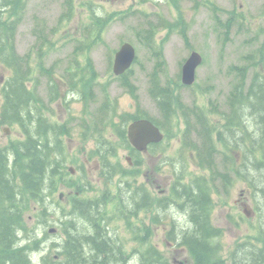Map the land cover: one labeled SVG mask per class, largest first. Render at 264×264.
I'll return each mask as SVG.
<instances>
[{"label":"rangeland","instance_id":"rangeland-1","mask_svg":"<svg viewBox=\"0 0 264 264\" xmlns=\"http://www.w3.org/2000/svg\"><path fill=\"white\" fill-rule=\"evenodd\" d=\"M71 2L73 14L62 19L68 10L67 0H27L15 42L17 52L24 58L29 57L32 66L29 87L40 95L48 120L72 126L73 135L63 136L61 143L66 158L60 168L64 180L67 183L83 184L87 189L81 193L75 189L77 186L71 188L61 184L57 191L49 194V200L45 204V207H48V214L42 216L44 208L34 205L31 211L25 213L27 231L38 241V248L31 251L35 263L46 255L59 260L57 255L66 238L62 229L69 218L68 212L74 199L99 197L108 191L112 198L106 207L108 212L114 213L117 208L119 199L116 192L119 186L124 188V184H120L119 176L115 177L113 184L110 185L101 177L98 155L95 153L100 149V143L97 140L98 134L93 132V121L96 120L97 107L107 94L110 102L117 103L118 113L136 111L135 97L115 80L113 73L115 54L123 43H130L136 49L137 59L132 67V81L137 87L140 110L160 123L163 121L161 112L149 94L151 74L157 69L158 63L162 62L160 74L162 84L171 86L186 105L197 104L207 108L213 103L216 106V113L209 115V119L214 123L220 121L219 112L226 113L229 110L228 96L239 76L238 71L231 69L244 68L248 82L251 81L253 73L264 72V55L263 58L261 55V52L264 53V0H71ZM98 18L104 19L106 23ZM95 23L98 24L97 27L102 28L100 39L96 37L95 28H87ZM147 31H150V36L151 33L153 35L149 46L142 39ZM87 37L89 44L94 45L91 50L73 55L76 46ZM193 51L203 57V62L197 69L194 86L181 88L182 67ZM40 53L42 58L39 56ZM157 53L161 56L158 57ZM73 58L78 60L82 68L87 61H91L93 65L95 81L91 85L93 90L90 97L76 96L69 85L66 69ZM259 59L262 60L260 64ZM9 74L10 72L0 64V83L5 82ZM81 75L85 79L88 72L84 70ZM2 102L3 99L1 105ZM84 102L88 107H85ZM81 117L88 118L87 124L91 122L87 125V134L84 135H81L82 130H85L80 126ZM115 123H120V127L123 128L119 118L115 119ZM126 125L123 129L127 132ZM4 127H7L8 135L4 132ZM184 127L180 114H177L173 133L165 134L163 146L159 149L162 152L161 156L141 154L140 158H134L129 145L118 142L120 138L112 128H109L106 132L108 142L111 144L112 141L118 148L116 156L111 161L120 163L125 169H136L138 174L134 186L151 190L156 199L170 197L177 174L184 169L188 171L186 182L190 180L189 177L196 176L209 179L211 173L199 168L192 152L189 154L190 150L183 148L181 133ZM191 138L199 147L202 146L197 136L192 135ZM23 139L18 125L0 124V147L6 148L12 142ZM217 146L219 151L215 159V169L219 175L211 193L214 202L211 221L215 228L223 232L215 241L221 248L222 256L228 258L237 242L246 241L247 238L258 241L256 237L259 233V224L264 226V208L260 204L261 212L257 211L259 196L254 197L248 182L231 171L224 162L223 147L219 143ZM181 152L185 160L181 158ZM231 155L236 158V167L243 164L241 150L238 152L233 150ZM128 156L133 163L131 165L141 164L131 167L127 161ZM159 165L162 168L158 172ZM70 168L74 170L73 173ZM223 173L231 176V182L226 181V186L221 176ZM263 174V170L256 173L257 179ZM185 175L187 176V173ZM154 177L160 179L164 194H160L153 183ZM61 194L62 199L59 198ZM245 205L252 213L250 218L245 215L244 211L247 209ZM178 207L180 208L179 205L173 207L172 213L158 209L156 215L155 207L151 206L138 214L149 228L150 243L163 254L168 264H194L189 251L179 247L169 237L172 230H175L176 234L183 228L191 227L186 210ZM80 222L84 225L85 231L87 223L82 219ZM136 223L138 219L132 217V226L135 227ZM111 225L118 229V238L125 247L124 257L127 258L125 264H136L134 248L140 243L135 242L134 235L125 221L117 218ZM51 230L54 232L50 233ZM26 242L29 241L25 239Z\"/></svg>","mask_w":264,"mask_h":264},{"label":"trees","instance_id":"trees-1","mask_svg":"<svg viewBox=\"0 0 264 264\" xmlns=\"http://www.w3.org/2000/svg\"><path fill=\"white\" fill-rule=\"evenodd\" d=\"M26 2L27 0H0V64L10 72L2 88L0 124L18 125L24 136L23 140H16L6 148L0 147V264H125L127 259L124 257L125 247L118 238V229L111 225L117 218L125 221L134 235L135 242L140 243L134 248L136 264H168L163 254L150 243L149 228L138 214L141 210L149 209L150 198L143 187L134 186L138 174L136 169H125L120 163L111 161L118 149L113 144L109 146L103 144L102 151L95 153L102 164L101 177L106 184H113V179L118 176L120 184H124V188L119 186L116 192L119 202L116 204L115 212L110 213L106 208L112 201L108 191L99 197L74 199L68 212L69 218L62 229L66 238L57 255L59 260L46 255L35 263L31 251L38 248V241L27 231L25 213L31 211L34 205L44 208L42 216L48 214V207H45V204L61 184L71 188L77 186L75 189L81 193L87 189L83 184L67 183L64 180L60 168L66 158L61 143L62 137L70 134V131L64 130L65 125H70L52 124L48 120L40 95L29 87L32 74L29 57H22L15 46ZM67 4L68 12L62 19L73 14L71 0H67ZM98 19L106 23L104 19ZM97 25L95 23L87 28H95L96 37L100 39L102 28ZM150 31L142 38L148 46L153 40ZM88 40L87 37L85 41L80 42L73 55L91 50L94 45L89 44ZM157 55L159 57L160 54ZM261 55L263 58L264 53L261 52ZM261 62L259 59V64ZM161 65L162 62L158 63L157 69L151 74L149 90L165 121L160 123L154 118L151 120L169 135L174 131L176 115L180 114L185 125L181 133L184 150L188 148L189 154L192 152L195 157L196 165L211 173L209 179L196 176L189 177L188 182H186L188 171L184 169L177 174L170 197L165 203V211L173 208V204L179 205L181 209L186 210L191 227L183 228L178 234L174 233L175 230L170 231V239L189 251L194 264H264V226L259 224L257 242L251 238L237 242L226 259L215 241L223 232L215 228L211 221L214 208L211 193L219 175L215 169L218 143L224 150V162L239 178L248 182L254 197L259 196L257 211L261 212L260 204L264 208V174L260 175L259 179L256 176V173L262 170L264 172V72L253 73L251 81L248 82L244 68L231 69L238 71L239 76L228 96L229 110L226 113L219 112L220 121L214 123L209 119V115L216 113V106L213 103L207 108L197 104L186 105L171 86L162 84ZM84 70L88 72L85 79L81 75ZM94 72L91 61H87L82 68L78 60L71 59L66 73L75 95L78 97L84 95L86 98L91 96L93 90L91 85L95 81ZM132 76L131 69L117 80L137 100V87L132 81ZM180 87L184 86L180 84ZM112 116L93 121V131L99 133L98 124L112 128L119 136V142L128 146L126 129H122L120 123L116 124ZM128 116L130 115H121V118L128 122L130 120ZM89 124L86 121L82 122L84 134H87ZM191 135L198 137L201 147ZM97 140L102 142L99 135ZM233 150L237 152L241 150L243 164L239 167H236L235 156L231 155ZM182 155L181 152V158L185 160ZM221 176L224 179V186L226 181L231 182L228 173ZM132 217L138 219L135 227L132 226ZM81 219L88 223L85 231ZM25 239L29 242L25 243Z\"/></svg>","mask_w":264,"mask_h":264},{"label":"water","instance_id":"water-1","mask_svg":"<svg viewBox=\"0 0 264 264\" xmlns=\"http://www.w3.org/2000/svg\"><path fill=\"white\" fill-rule=\"evenodd\" d=\"M135 60L136 50L134 46L130 43L123 44L115 55V75L121 76L124 74L132 67ZM202 61L203 58L198 52L193 51L191 53L182 68V83L185 86L191 87L194 85L196 82L197 68L201 65ZM128 137L132 146L143 152L147 150L150 144L161 142L164 139V134L151 121L139 120L129 126ZM71 171L74 172L73 169ZM60 197L63 198V194ZM245 207L247 208L244 211L245 215L250 218L252 213L248 210L247 205ZM51 232H54V230H51Z\"/></svg>","mask_w":264,"mask_h":264},{"label":"flooded vegetation","instance_id":"flooded-vegetation-1","mask_svg":"<svg viewBox=\"0 0 264 264\" xmlns=\"http://www.w3.org/2000/svg\"><path fill=\"white\" fill-rule=\"evenodd\" d=\"M121 76H114V78H115V80L117 81V82H119L120 83V81L119 80H117L118 78H120ZM133 77V76H132ZM121 85V84H120ZM126 90H127V88H126ZM128 91V90H127ZM137 92V91H136ZM149 94H150V90H149ZM132 95V94H131ZM76 96H78V95H76ZM151 96V95H150ZM1 95H0V99H1ZM152 97V96H151ZM108 98H109V96H108V94L106 95V97L104 98V100L101 102V104H100V106L99 107H97V111H96V113H95V118H96V120H103L105 117H107V116H109V115H113L112 117L114 118V122H115V119H117V118H119V120H121V124L123 125V128H125V125H126V123H127V125H126V128H127V132H126V137H127V141H128V143H129V148H131V150H132V153H131V155H133V157L135 158V157H137V158H140L141 157V154H143V155H145V154H152L153 156H155V155H158V156H161V154H162V152H161V150H159L162 146H163V141L162 142H160V143H153V144H150L148 147H147V150L146 151H139V150H137L136 148H134L132 145H131V143H130V140H129V137H128V129H129V126L132 124V123H134L135 121H139V120H144V119H146V120H151L152 119V117H150V116H148V115H146V113H144L142 110H140V107H139V103H138V100H135L136 101V111L135 112H126V113H118L117 112V103L116 102H114V103H112V102H108ZM85 99V98H84ZM109 100H110V98H109ZM84 105H85V107H88V105L86 104V102H84ZM104 110V111H103ZM125 114H129L130 116H128V117H130V120L128 121V122H124V119L122 120V118H121V115H125ZM138 116H140V118L138 117ZM141 116H143V117H141ZM144 116H146V117H144ZM92 117V116H91ZM131 117H133L132 119H131ZM136 117L137 118H139V119H136ZM161 117H162V120H163V122L165 121L164 120V118H163V116H162V114H161ZM80 119H82V121L84 120V118H80ZM125 119H127V118H125ZM155 124V123H154ZM67 125H69V124H67ZM156 125V124H155ZM157 126V125H156ZM98 128H99V133H98V135L101 137V140H102V142L100 143V149L98 150V151H102V143H104L105 145H107V146H109V145H111V144H114L112 141H111V144L108 142V139H107V135H106V132H107V130L109 129L108 127L107 128H105V127H103L102 125H99L98 124ZM122 128V129H123ZM184 129H185V127H184ZM64 130H66V131H70V134L69 135H66V137H69V136H72L73 135V129H72V126L70 125V126H66L65 125V128H64ZM161 130V129H160ZM83 131L84 130H82V134L81 135H84V133H83ZM162 131V133L163 134H165V131L164 130H161ZM94 132V131H93ZM116 134V133H115ZM104 135V136H103ZM117 135V134H116ZM192 136V135H191ZM117 137L119 138V136L117 135ZM118 142H119V139H118ZM117 148V147H116ZM64 150V149H63ZM98 160V159H97ZM127 161L129 162V165L131 166V167H133V166H135V165H138V164H141V163H134V165H131V164H133L132 162H131V158L128 156L127 157ZM98 163H99V166H100V168H102V164L99 162V160H98ZM138 167V166H137ZM161 166L159 165V167L157 168V171L159 172L160 170H161ZM139 170V169H138ZM70 171H71V168H70ZM138 172V171H137ZM72 173V172H71ZM151 178H149V180H150ZM160 180V179H159ZM159 180H157V179H155V177L152 179V181H153V183L154 184H156V187H157V189L159 190V192H160V194H164V192H165V190L163 189V187H162V185H161V182L159 181ZM170 181H171V179H170ZM175 182V181H174ZM173 183V182H172ZM172 187H173V185H172ZM172 189V188H171ZM147 193V196H148V198H150L149 199V201H150V205H149V208L152 206V208H153V206L155 207L154 209H155V214L157 215L158 213L156 212V211H158V209H160V210H164L165 211V203H166V201L168 200L167 198H169V197H165V196H163V197H161V198H157L156 199V197L154 196V194L152 193V191L151 190H149V189H144ZM152 196H154V197H152ZM174 206L173 207H175V206H178V205H175V204H173ZM179 208V207H178ZM169 211H171V213H172V211H173V208H169ZM168 211V212H169ZM167 212V213H168Z\"/></svg>","mask_w":264,"mask_h":264},{"label":"bare ground","instance_id":"bare-ground-1","mask_svg":"<svg viewBox=\"0 0 264 264\" xmlns=\"http://www.w3.org/2000/svg\"><path fill=\"white\" fill-rule=\"evenodd\" d=\"M28 103V102H27ZM234 138V137H233ZM239 140V139H238ZM84 227V226H83ZM27 237V236H26ZM21 238V237H20ZM32 255V254H31ZM32 257V256H31ZM33 264V263H32Z\"/></svg>","mask_w":264,"mask_h":264}]
</instances>
